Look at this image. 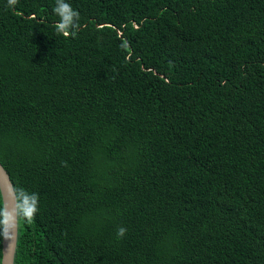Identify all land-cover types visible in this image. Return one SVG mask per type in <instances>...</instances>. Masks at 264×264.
Listing matches in <instances>:
<instances>
[{"label": "trees", "instance_id": "1", "mask_svg": "<svg viewBox=\"0 0 264 264\" xmlns=\"http://www.w3.org/2000/svg\"><path fill=\"white\" fill-rule=\"evenodd\" d=\"M66 2L0 0L14 264H264V0Z\"/></svg>", "mask_w": 264, "mask_h": 264}, {"label": "clouds", "instance_id": "2", "mask_svg": "<svg viewBox=\"0 0 264 264\" xmlns=\"http://www.w3.org/2000/svg\"><path fill=\"white\" fill-rule=\"evenodd\" d=\"M18 0H7L10 8H14ZM54 12L59 16V21L54 25L58 35L74 36L79 27V12L72 8L66 0H56ZM39 196L36 193L28 194L24 189L17 190V206L15 213L10 212L6 204L0 207V236L5 240L13 238V229L18 228L21 221L31 223L38 211ZM127 228L121 226L117 229V238H123Z\"/></svg>", "mask_w": 264, "mask_h": 264}, {"label": "water", "instance_id": "3", "mask_svg": "<svg viewBox=\"0 0 264 264\" xmlns=\"http://www.w3.org/2000/svg\"><path fill=\"white\" fill-rule=\"evenodd\" d=\"M0 191L3 205L6 204L10 212L15 213L17 206V195L8 170L0 161ZM18 240V228L13 229V238L2 241V264H14Z\"/></svg>", "mask_w": 264, "mask_h": 264}]
</instances>
